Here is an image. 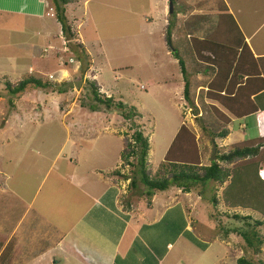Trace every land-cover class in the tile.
Returning <instances> with one entry per match:
<instances>
[{"label": "rangeland", "instance_id": "obj_1", "mask_svg": "<svg viewBox=\"0 0 264 264\" xmlns=\"http://www.w3.org/2000/svg\"><path fill=\"white\" fill-rule=\"evenodd\" d=\"M45 1L46 15L42 19L0 15V189L4 191L0 200V232H3L0 236L5 239L3 246L11 239L15 242L12 256L1 249L0 264H33V259H28L29 255L41 251L49 252V255L54 253L60 262L54 264H91L87 255L96 253L98 244L103 242V238L107 239L105 224L113 226L108 223L111 213L103 209L101 203L96 205L92 199L84 197L69 179L80 182L78 176H85V181L87 176V182H94L98 188L88 184L91 191L98 190L97 195L104 187L100 178L115 180L111 174L114 169L124 172L120 174L125 179L121 176L117 178L121 189L115 205L124 211V200L120 202L119 197L129 194L130 169L133 168L126 165L123 169L120 152L122 138L131 135L133 123L140 125L148 137L151 174L165 159L183 162L189 161L193 155L192 149L185 148L180 152L169 149L181 126L184 130L189 129V134L194 133L193 138L199 148L196 149L199 164L208 165L213 144L208 133L201 128L200 120L215 132L221 130L218 121L209 119L206 108L214 106L218 110V103L203 101L200 104L194 102L196 105L191 106L184 100V85L176 84L180 68L173 55L170 57L174 62L164 60L166 50L171 54L170 46L164 39V27L169 20L166 14L169 1L163 2L161 12L160 0H78L67 3L63 6L64 15L70 31L75 34L67 38L55 18L53 0ZM179 2L184 3V0ZM200 2L204 4L201 8L197 7L214 19L213 27L219 14L214 6L217 1ZM228 2L240 30L248 33L261 25L255 41L264 42V0ZM175 6L178 13L189 11L181 5ZM149 18L152 20L148 21ZM181 20L178 17V21ZM205 38L206 34L201 39L187 36L192 52L196 51L193 53L195 65L188 67L190 74L191 68L193 73L209 68L203 61L208 62L211 55L216 64L219 62L220 54L215 52V47H222L207 42ZM171 40L172 46L178 44L174 38L171 37ZM78 42L83 44L84 51L75 45ZM180 52L187 62L181 48ZM228 55L235 59V53ZM240 58L242 55H237L236 64H239ZM30 76L47 82V86L38 88L29 85L18 95L8 91L7 83L14 85ZM151 77L158 83H149ZM217 77L222 78L221 75ZM164 80L170 83L164 86ZM188 80L194 91L190 76ZM201 80L195 81V85L208 83L204 77ZM89 82L96 83L99 95L111 96L114 100L135 106L140 117L133 123L126 121L117 110L107 109L96 102ZM205 92L206 95H215L213 91ZM244 116L241 120L248 122V128L241 133L233 124L229 136L214 139L215 151L227 152L235 144L259 137L256 128L251 125L252 118ZM255 120L259 134H264L262 118L256 114ZM116 157L119 158L117 168L112 169ZM260 168L264 169V162ZM262 172L264 175V170ZM221 189H217V196H221ZM132 190L130 196L134 192L136 195L131 198L132 205L128 211L131 220L130 224L124 223L128 224L124 232L128 235L132 228H136L140 236L136 237L132 248H128L124 264H150L153 259L149 255L153 250L158 254L155 261L162 257L159 264H236V259L243 255L241 237L233 231L226 240H222L220 230L245 229L246 226L232 218L228 214L231 209L224 204H219L217 209L226 210V215L209 217L216 212L208 202L211 194L208 187L201 190L200 186H196L189 192H183L172 186L166 191L156 192L151 198V205H147L143 195L145 187L140 182L137 181ZM64 192L68 193L65 195ZM127 197L129 195H123V199ZM114 201L110 193L102 200L107 205L111 202L109 207ZM233 210L242 214L248 212L237 208ZM151 223L157 224L143 226ZM186 223L190 229H184ZM28 225L32 230L38 229L41 238L35 241L34 231L31 232ZM23 228L28 229L30 235L27 242L22 240ZM115 228L116 235L112 234L111 238L113 241L117 239L121 256L130 239L127 241L126 236L118 240L121 232L118 226ZM260 229L264 235V225ZM158 230H162L161 237L153 242L151 234ZM178 233L182 237L174 240ZM189 237H193L198 245ZM77 238L81 252L67 248L68 242L61 244L67 253L56 246L61 239ZM93 240L96 243H89ZM167 243L171 246L168 247ZM246 255L255 264H259L258 261L264 264V247L260 254L253 255L248 250ZM47 263L48 257L40 261V264Z\"/></svg>", "mask_w": 264, "mask_h": 264}, {"label": "trees", "instance_id": "obj_2", "mask_svg": "<svg viewBox=\"0 0 264 264\" xmlns=\"http://www.w3.org/2000/svg\"><path fill=\"white\" fill-rule=\"evenodd\" d=\"M76 0H53L55 6V18L61 26L62 33L64 36L72 37L73 34L70 31V25L67 22V18L64 15V5L67 3H73ZM176 0L172 2V12L168 14L169 20L164 27V39L167 45L170 46V51L173 57L177 60L180 72L183 78V97L191 106L196 105L194 103L195 91H192V86L189 83L190 71L188 67L195 65L192 50L187 42L188 26L190 17L184 20L178 21L176 18V10L174 8ZM217 3L214 5L217 7L219 14L217 21L214 26L206 33L205 40L215 45L226 48L233 53L243 47H247L244 43L243 34L240 28L236 24L235 18L228 11L227 4L224 0H214ZM182 8H191L189 5L183 4ZM175 17V21L173 20ZM171 37L178 43L176 46L171 45ZM180 39V40H177ZM185 41V43L183 42ZM78 47L84 51L83 44L80 42L76 43ZM185 53L187 62L183 59L182 53ZM191 55V56H190ZM234 56L231 55L229 58V64L233 61ZM191 68V71H192ZM195 68V67H194ZM204 68L203 70H206ZM244 72L254 74V69L245 68ZM242 77V76H241ZM47 82H42L40 79L35 77H27L19 80L16 84L7 83L8 91L12 94L18 95L25 91L29 85L44 88L47 86ZM91 92L96 102L103 104L107 109L113 108L117 110L119 115L126 121L134 122L137 117H140V112L135 106L128 105L122 100H114L111 96L103 97L99 95L97 91V85L95 82L90 83ZM191 87V88H190ZM144 88V87H143ZM253 90V98L249 99L248 92H245V87H240L236 90L234 95L222 96L226 99L225 102L228 104L226 107L236 116L242 117L248 115L256 109L264 111V85L260 84ZM216 95V93H215ZM246 97V101H239L241 96ZM200 103H203L201 92L199 93ZM210 106H206V108ZM209 119H215L218 121L221 130L216 132L212 130L211 126L205 125V122L200 120V126L203 131L208 133L210 141L215 144V138H225L228 135V128L226 127L229 122V117L216 110L213 106L212 110H208ZM217 114V118L215 117ZM220 119V120H219ZM198 121V119H197ZM184 130L181 126L177 130L173 141L169 147L173 150L183 151L186 149H192L194 152L190 156L189 161L178 162L169 159H165L158 163L155 168V172L151 174L150 164L148 162V150L149 143L148 137L143 133L142 127L138 124L133 123V130L129 137H123L122 151L120 152V159L122 161L123 169L126 165L133 168L132 176L128 184L129 194H121L119 201L123 202L124 211H129L131 208V201L136 193L132 196L130 193L132 189L136 187L137 181L145 187L143 195L146 197L147 205H151V198L156 192H163L171 188L172 186L179 188L183 192H189L192 188L200 186L201 190L205 187L209 188L210 196L208 198L209 204L214 208L216 214H209V217L215 218L217 215L223 217L222 214L226 215L224 211L219 210L218 205L224 204V207H228V214L234 219L242 221L246 226L245 229H234L222 228L220 239L226 240L227 236L233 231L241 237L244 242V246L241 247L243 255L236 259V264H255L251 257H247L246 252L251 250L253 255L260 254L262 247H264V235L261 233L260 227L264 225V177L263 168H260L264 162V136H259L255 139L247 140L243 144H235L227 152L219 153L215 151L214 159H209L208 165L199 164L198 154L196 155V149H199L193 138V132L190 134ZM189 136V137H188ZM168 149V150H169ZM170 149V150H172ZM122 168V167H121ZM121 172L117 169L111 173L113 177L117 178L121 176L125 179ZM129 177V176H128ZM221 189V196H217V189ZM123 195H129L128 199H123ZM130 200V202H129ZM241 209L248 211L245 214L235 212L233 209ZM226 209V208H225ZM227 212V211H226ZM258 215L254 218L253 215ZM219 228V227H218ZM193 243L198 245V242L193 238L189 237ZM5 239L0 236V251L1 249L7 253V255L15 250L14 239H11L6 246H3ZM133 250H135L133 248ZM13 254V253H12ZM12 254L10 256H12ZM259 264H262L258 261Z\"/></svg>", "mask_w": 264, "mask_h": 264}, {"label": "crops", "instance_id": "obj_3", "mask_svg": "<svg viewBox=\"0 0 264 264\" xmlns=\"http://www.w3.org/2000/svg\"><path fill=\"white\" fill-rule=\"evenodd\" d=\"M164 1L165 0H160L161 9L159 12L163 11L162 7L164 4L163 3ZM167 1H169V0H167ZM202 1L204 2V1H208V0H202ZM224 1L227 4L228 11L235 18L234 14L232 13V9L230 7L228 0H224ZM76 2H78V0H76ZM183 4L189 5L191 8H186V10L189 9V11L186 12V14L176 12V18L180 17L184 20L185 18L191 17L189 20V29H188L189 33L187 36H193V37H196L198 39H201L202 36H204L212 28V23H213L214 19L211 18L210 16H208L207 14H205V12H202V10L200 9L201 8L200 6H202L204 3L200 2V0H184V3H180L179 0H177V3H175V5H177V6L178 5L183 6ZM197 6H199L200 8ZM167 7H168V2H167ZM175 7L176 6H174V8ZM46 8H47V4H46L45 0H0V15H16V16H26V17H34L37 19H42L46 15ZM166 14L168 15L170 13L168 11H166ZM164 17H165V15H164ZM164 19L165 18H163V20ZM150 20H152V18L148 19V21H150ZM260 26L255 27L251 31H248V33H244L241 30V32L243 34V38H244V43L247 45V47H243V48L236 50L234 52L235 53V59H233V61L230 64H229L230 56L228 54H233V52L230 50H227L226 48H216L215 47V52L220 54V56H218V60H219L218 64H216L212 60V58H214V56H212L209 53L211 56H210V59H208V62L203 61L209 68H207L206 70H202L201 73H195V72L193 73V70L191 71L190 79H191L193 87L195 88V90H194L195 95H194L193 101L196 103L200 102L199 93L201 92V95L203 94L202 99H201L202 101L207 102V103H211V104L218 103V106H216V107H218V111L223 112L224 114H226L229 117V122L226 125V127L228 128V136L230 134V131L232 129L233 124H235V127L237 126V130L240 131L241 133H243L245 128H248L249 124H248V122H246V123L242 122L241 118L245 117L244 115L242 117L236 116L229 110L230 108L224 106V105H228V104L225 102L226 99L222 98V96L223 97L224 96H230L231 97L232 95H234L236 93V90L238 88L245 87V90H246L245 92L250 93L249 99H252L254 91L251 89H254L255 87H257L260 84L264 85V42L255 41V37L257 36V34L259 32ZM163 27H164V24L162 26V29H163ZM166 53H167L166 55L164 54V57H165L164 60H166V62H168V61L174 62L175 61L176 65L178 66L177 60L175 58H173L174 59V61H173V59L170 57L172 55V53L170 54V52H168V50H166ZM193 53H196V51L192 52V55L194 57ZM237 55H239V56L242 55V58H240L239 64H236L238 61ZM195 57L198 59L197 56H195ZM207 66H205V67H207ZM245 68L254 69V72H253L254 74H249V72L248 73L244 72ZM218 72L220 73L219 75H221V77H222L221 79H219L217 77V76H219V75H217ZM201 77H204L205 79H207L208 83L207 84L199 83V84H197L198 86L195 85V81H202ZM216 78H218V80H216ZM175 80H177V83H176L177 86L180 85L181 83L184 84L181 72H180L179 76L177 77V79H175ZM149 83L157 84L158 81L154 77H151V80L149 81ZM162 83H164L163 85L166 86L170 83V81L164 80V81H162ZM164 88H166V87H164ZM165 90L170 91L169 89H165ZM206 90L213 91L216 93V95H206V92H205ZM239 101L245 102L246 97L244 95L241 96ZM219 102H220V105H219ZM221 105L223 107H221ZM212 107L213 106H211V110H212ZM207 109L209 110V107H207ZM256 114L259 117H261L262 119H264V111L259 110V109H256L253 112H250L249 115H247V116H250L252 118V121L250 120L251 125H253L254 128H256L257 135L260 136L259 130H258V125H257V122L255 120ZM252 139H254V138H252ZM248 140H251V139H248ZM118 161H119V158L116 157V161H115L114 167L112 169L117 168ZM78 180L82 183H80L76 180L71 181V179H69L70 183L73 184L72 186L76 190L80 191L84 197L92 199L96 205H100V203H101V207L103 209L107 210L109 213H111L110 214L111 221L109 219L108 223L113 225V226H110L107 223L105 224V231H106L107 239L103 238V242L98 244V250L96 251V253H93L92 256L87 255V259L90 260L91 264H124L126 262V259H127L128 248H129V250L132 248V246L136 240V237L140 236V234L136 230V228H132V231H130L128 233V235H127V233L125 234V232H124L125 228H127V225H128V224L125 225L124 223L125 222L129 223V220H131V217H130V212L121 211L120 209H118L115 206V205H117V193H119V191L121 189L119 187V183H118L119 180L111 179V181H110V177H106L105 180H103V178H100V183L103 184L104 187H103V189L99 190L100 192L97 195H95V193H97L98 190L97 191H91L90 190L89 185H91V187L94 189H96L97 187L94 185V182H92V181L87 182V176H86V181H85V176H78ZM107 183L115 184V186H107L106 185ZM3 193H4V191L2 192V190L0 189V200H1V196ZM67 193L68 192H64L65 195ZM70 193H72V192H70ZM108 193H110L111 198H113L115 200L114 203L112 202L111 207H109L111 202L109 203V205L102 202L103 198L105 196H107ZM14 194H16V193L14 192ZM119 219H121L122 221H120ZM151 224H146L143 226L149 225V227H152L153 225H155L157 223H153L152 225ZM115 226H118L120 229V232H121L118 240H122L126 236H127V241H128V239H130L129 243H128L129 246H127V248L124 249L121 256H119V246H118L117 239L115 241H113L111 238L112 234L116 235ZM128 228H129V226H128ZM28 229L31 232L34 231L35 241L37 240V238H41V233H39L38 229L32 230V228H30V226ZM28 229L26 230L23 228L22 234H21V235L24 234L22 237V240L24 239V240H26V242H27V240L30 239V235L28 234ZM184 229H190V225L186 223L184 226ZM12 232H11V234H12ZM161 232H162V230H158V231L154 232L153 234H151V237H153V242L158 241V238L161 237ZM0 233H3V232H0ZM12 235H14V234H12ZM180 237H182V236L180 233H178V234H176L174 240H178ZM31 240H32V238H31ZM63 242L69 243L68 245H66V247L69 248L71 251L76 250L78 252H81V247L79 246L80 240L78 238L73 239V240L61 239L59 242L56 243V246H58L59 249L65 251L67 253L66 249L62 248L63 246H61V244ZM89 243H96V240L89 241ZM166 245L168 247L171 246V244H169V243H167ZM11 253L12 252H10L9 255ZM47 253H49V252H46V251L42 252L41 251L36 255H33V256L29 255L28 259L29 260L33 259V264H40V261H45L46 257H48V263L47 264H54V263L59 261V259L55 258L54 253H50L51 257ZM148 253H150V251H148ZM157 255L158 254L154 250L152 253H150L149 256H151V258L154 260V261L152 260V262L150 264H159L161 262L162 257L158 258L157 261H155L156 260L155 258L157 257ZM146 257L149 258L148 256H146ZM50 260L52 262H50ZM141 262H143V261H141ZM58 263H60V262H58Z\"/></svg>", "mask_w": 264, "mask_h": 264}, {"label": "water", "instance_id": "obj_4", "mask_svg": "<svg viewBox=\"0 0 264 264\" xmlns=\"http://www.w3.org/2000/svg\"><path fill=\"white\" fill-rule=\"evenodd\" d=\"M168 12L169 13H171L172 12V2H171V0H169V3H168ZM215 150H216V145L215 144H213L212 145V154H211V160H213V158H214V155H215Z\"/></svg>", "mask_w": 264, "mask_h": 264}, {"label": "clouds", "instance_id": "obj_5", "mask_svg": "<svg viewBox=\"0 0 264 264\" xmlns=\"http://www.w3.org/2000/svg\"><path fill=\"white\" fill-rule=\"evenodd\" d=\"M263 120V122H264V119H262ZM260 136H264V134H262V135H260ZM216 145V144H215ZM263 177H264V175H263Z\"/></svg>", "mask_w": 264, "mask_h": 264}]
</instances>
